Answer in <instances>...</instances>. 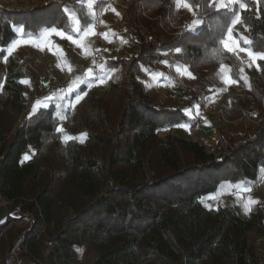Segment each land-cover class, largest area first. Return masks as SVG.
<instances>
[{
    "label": "trees",
    "instance_id": "16d2710c",
    "mask_svg": "<svg viewBox=\"0 0 264 264\" xmlns=\"http://www.w3.org/2000/svg\"><path fill=\"white\" fill-rule=\"evenodd\" d=\"M129 1V30L134 33L130 56H117L104 65L108 71H121L119 128L124 137L123 155L113 153L106 170L116 179H125L132 171L148 168L154 177L134 187L103 190L96 174H102L105 166L90 158L83 161L74 152L72 162L79 165L73 178L78 201L67 200L68 209L56 207L51 181L42 180L44 167L38 153L55 135L58 115L52 106L43 108L24 119L8 139L13 123L27 107L18 73L21 63L8 49L20 37L37 38L53 27L74 35L75 20L88 28L95 15L80 0H53L23 9L8 8L0 0V195L21 207V213H32L35 226L42 220L55 224L47 261L43 260L46 264H79L77 248L81 246L95 253L92 264H264V254L257 257L248 240L250 232L264 235V206L259 203L243 219L218 199L228 190L251 189L264 176V123L253 132L245 128L239 138L223 133L216 150L210 152L186 136L160 137L159 131L190 120L186 110L199 106V94L190 97V90L182 94L172 90L162 105H156L143 83L150 73L158 72L157 64L164 61L161 53L180 48L177 65L196 72L202 90L214 88V79L207 80V69L224 66L254 108L264 103V59H258V69L249 70L234 51L223 47L219 41L230 17L223 10L217 12L208 0H187L198 11L178 36L170 35L184 25L174 0ZM242 2L246 7L240 17L252 42L242 44L253 52H264V0ZM65 7L71 17L65 15ZM141 19L144 26L154 21L149 27L153 34L161 33L164 26L168 39L155 44L143 37L138 28ZM196 20L201 23L192 28ZM118 45L122 48L121 42ZM239 101L235 99L227 111L231 121L241 118ZM33 146L38 153L24 161ZM12 222L9 216L0 220V264H23L25 246L34 252L39 240L30 230L7 242L5 234Z\"/></svg>",
    "mask_w": 264,
    "mask_h": 264
},
{
    "label": "rangeland",
    "instance_id": "374dc122",
    "mask_svg": "<svg viewBox=\"0 0 264 264\" xmlns=\"http://www.w3.org/2000/svg\"><path fill=\"white\" fill-rule=\"evenodd\" d=\"M218 2L219 0H216V2L212 3V5L217 7ZM2 4L8 8L13 6L20 7L21 5V7H23L24 1L3 0ZM30 4H34V2L31 1ZM85 4L88 7V12L92 13L94 0H85ZM189 5L191 6L192 11L183 7L177 9L179 17L184 21V25L181 29H178L171 34L169 33L171 36L180 35L181 31L186 29V25H188L190 19L194 17L195 12L197 14L198 6ZM234 5L235 4H233L232 7H234ZM124 10H126V8H124ZM109 11H112L111 7ZM109 11L107 13H109ZM107 13L102 17L100 28L98 29L99 35L96 34L95 46L93 45L94 47L92 49L91 41L86 42L84 45L87 51L84 52L83 55L78 53V47L81 41L72 36H66L71 37V39H61L60 37L54 35L52 42H50L51 46L45 44V48H40L33 42H24V44L21 45L18 44L19 50H17V52H20V55L17 54V57H19V62L21 63L18 73L21 75L20 81H25L22 85L25 87L26 91L25 103L27 107L22 115H20L13 123L8 139L12 136L16 129L20 127L24 119L45 108L44 104H47L48 108L51 106L54 107L58 115L55 135L45 141L44 147L41 151H39V153L37 152L36 147H30L24 156V161L33 158L36 153H38V161L42 162L44 167L42 180L51 181V189L56 195V207L61 209H68L66 205L67 200L75 199L78 201V194L76 192L73 178L74 172L79 165L72 162L74 152L78 153L83 161L90 158L105 166V170L102 174H96L103 190L111 187H134L135 185L144 183V180H152L154 177V174L151 173L148 168L139 171H132L125 179H116L110 176L106 170V168L110 169L113 153L120 155L119 157H121L124 153L122 148L124 147V137L121 136L119 128V122L122 115L120 93L121 71L120 69L108 71L103 67L104 63L102 64L101 72L105 77L101 74L97 78L87 79L84 71L85 67H91L93 69L95 62H99L100 52L98 51V47L100 44H107L106 38H104V43L98 40V37L102 36V23H104V27L106 26L109 29L107 20H104ZM123 21V18L121 21L118 20L117 25L119 29L124 28L127 24H129L128 20ZM140 21L138 23L140 34L143 37L148 38L150 42L157 44L165 42L168 39L167 33H165L167 30L164 26L162 27L161 33L153 34L149 27H151L154 21L150 20L151 25L149 26H144L142 19ZM93 29L94 32L97 33L94 26ZM234 32H238V35ZM128 34L130 35V38L128 39H133V32H129ZM232 38L238 44V48L236 47V44L233 45L236 49L234 52L241 58L243 67L249 70L258 69V59L253 61L246 54V52L239 51L240 48H246L242 42L244 43L245 40L249 41L248 28L241 19L234 26H232ZM29 39H33V37H29ZM73 41H75V43H73ZM108 45L112 46L115 45V43L109 42ZM48 47H50L51 52H48ZM117 49L118 47L115 46V53L118 54ZM120 50H123L125 53H130L129 47H124L123 45ZM58 51L60 53H63L64 51L65 53H69L72 57L71 60L73 63H66L64 59H61L60 62H56V53ZM96 51L99 57L97 61L95 58ZM10 52L8 51L9 54ZM180 53L181 51L177 53L175 49L163 52L161 55L164 58V61L157 64V69H162L163 71H165L166 68L170 69V72H172V75L175 77L174 80L176 83H173L174 85L172 83H170V85L166 80L161 83L157 82L159 77L155 76V72L150 73L145 77L143 83L147 88V92L150 97L149 99L152 103L162 105L167 100L171 91L175 88H178L179 90H190V97L197 94H199L200 97L201 94L196 92L199 87L201 88L197 73L189 67L181 68L176 63L177 57ZM52 57H54V59ZM62 62L64 63L63 66L61 65ZM1 68L2 66L0 65V71ZM178 68L179 71L177 70ZM178 76H181V79ZM206 77L207 80L212 81V79H214V82H212L214 88H211L208 92L202 90L201 88V93L202 95H206L208 97L211 108L209 113L205 116L204 121L206 119H210L209 121L211 122L210 124L212 129H207V131H209L207 133H201V138H198V134L195 135L194 138L196 139V142L204 144L206 146V151L210 152L212 150H216L219 142L218 139L221 138L223 133H231L233 134L232 136L239 138V135L241 136V134H243L245 128H248V130L253 132L257 125L264 123V103L261 102L256 107L251 108L248 105L249 101H247L246 97L243 96L240 86H238L231 78L224 66L208 68ZM54 79L62 83L66 82L67 85L61 84V88L58 89L59 91L57 90L50 95L48 94L47 96H43L40 92V88L50 86ZM97 80L99 82H97ZM226 81L228 82L226 83ZM83 84L86 85V88L84 90H80V86ZM114 85L117 86L115 87ZM64 88H66V90H63ZM60 90L63 91L60 92ZM73 91L75 92L74 94H72ZM81 93L86 94L82 96V99L78 103H74L72 107H67L68 100ZM235 99L241 101L239 104L243 105V110L239 120L231 121L227 118V111L233 108L235 105ZM195 105H197V103H195ZM0 106L3 107L2 102H0ZM34 106H36L35 111ZM2 110L6 109L2 108ZM192 121H190L188 125L193 123ZM201 125L202 123L198 125H190L189 130L194 134L201 129ZM213 127H215V129ZM223 127H225V129H223ZM60 128L63 129L62 132L57 131V129ZM218 131L220 132V137L216 133ZM185 133L186 132H183V130H181L177 125L167 130H161L158 132L160 137L173 134L175 136H186L192 139L190 135H187L188 133ZM68 137H72V139H68ZM99 138H102L103 141ZM154 160L157 169H159L158 161L156 158H154ZM59 181L61 182L59 183ZM218 199L223 205L235 208L239 212L241 218L247 219L249 214L255 210L256 205L260 203V205L264 206V191H254L250 194L247 193L246 195L242 194L238 196V194L233 195L232 192L228 190ZM6 200L7 199H3L0 195V207H4L6 210L4 217L9 216V219L13 220L5 234L7 242H12L18 235L34 230V237H38L39 240L36 242L34 252L25 246L24 250L26 252V260L23 264H46L43 260L46 258L47 247L50 241V232L55 230V224H48L41 218L42 223H37L35 226L37 219L32 213L28 211L21 213V207H18V205H16L13 201ZM249 201L258 203H249ZM246 206L250 208L249 211L245 210ZM248 240L249 246L253 249L256 256L261 257L264 254V235L250 232L248 234ZM77 250L80 257L79 264H92L95 253L91 249L81 246L78 247ZM36 254H38V256L40 255V257H37Z\"/></svg>",
    "mask_w": 264,
    "mask_h": 264
},
{
    "label": "crops",
    "instance_id": "0c3cea01",
    "mask_svg": "<svg viewBox=\"0 0 264 264\" xmlns=\"http://www.w3.org/2000/svg\"><path fill=\"white\" fill-rule=\"evenodd\" d=\"M23 1H24L23 7H21L22 6L21 5L20 7L19 6L18 7H14L13 6V7H10V8H14V9L29 8V7H32V6H38V5H41V4H45V3H48V2L53 1V0H23ZM31 1H33L34 4H30ZM64 1H66V0H64ZM80 1H83L85 3V0H80ZM107 1H111L112 2V4H111L112 11H109V13H107V15L104 18V20H107V22L109 24L108 25L109 29L106 26L104 27V23H102L103 28H102L101 34H102V36L104 38L106 36L107 44H100L99 47H98L99 48L98 51L100 52V60L98 62V64H99L98 68H99V71H100V75L102 74V72H101L102 64L104 63L103 65H105V62L107 60L116 57L117 53H115V50H114L115 46L118 47L117 56H121V57L122 56H126V57L130 56L129 53H125V52H123V50H120L121 46H119L118 43L121 42V45H123L124 47H130L131 43H133V39H130V40L128 39V38H130V35L128 33L132 32L131 30H129V28L131 27V23H132L131 15H130V7H131L130 1L129 0H101V2H105V3ZM175 5H177V0H175ZM124 8H126V10H124ZM113 9H114V11H113ZM176 9H177V7H176ZM92 14L95 15V12L93 11ZM194 16H196V12H195ZM122 18H123L124 21L128 20L129 24H127L124 28L119 29L118 25H117V22H118V20L121 21ZM96 34L97 33H95L94 29H93V24H91L88 28H83V27H81V25L79 24V22L77 20H75V34L74 35H69V34L65 33L66 36H72V37L77 38V39H79L81 41V43L79 44V47H78L79 48L78 49L79 50L78 53H80L82 55L84 54V52L87 51L86 48H85V45H84L86 42H90L91 41L92 49L95 46ZM54 35L55 34H51V33H48L47 31H44L40 35V37H37L35 39L34 38L33 39H29V37H20L13 45H11L9 47L8 51L9 52L11 51L10 54L12 53V54H15V55H17V54L20 55V52H17V50H19L18 49V44L21 45V44H24V42L25 43L26 42H29V43L33 42L35 45H37L40 48L44 47L46 45L51 46L50 42H52V40L54 38ZM133 35H134V33H133ZM133 35H132V38H133ZM55 36H57V35H55ZM57 37H59V36H57ZM131 40H132V42H131ZM109 42L110 43H115V45L109 46L108 45ZM92 43H94V44H92ZM106 45H108V46H106ZM12 48H14L15 50L12 49ZM48 52H51L50 47H48ZM61 53L59 51L56 53L57 54L56 62H60L61 59H64V61L66 63L67 62L70 63V64L73 63L72 60H71L72 57L69 55V53H67V52L65 53V51L62 54ZM92 53H93V51H92ZM92 53H91V58H92ZM52 58L54 59V57H52ZM90 62H91V59H90ZM61 65L63 66L64 63L62 62ZM103 67H105V66H103ZM165 67H167V66H165ZM84 74L87 77V79H94L91 76V74H92V68L91 67H85ZM102 76H103V74H102ZM155 76L159 77V79H157L158 80L157 82H159V83H161L164 80L168 81L169 84L170 83H172V84L176 83V81L174 80L175 77L172 75V72H170L169 68H166L165 71H163L162 69H158V72L155 74ZM103 77H105V76H103ZM97 82H99V81L97 80ZM173 91H174V93H179V94H182V93L186 92L185 89L179 90L178 88L173 89ZM188 110H191V111H190V113H187V115L190 118V120L187 123H185L187 125L196 116L197 107L195 106L193 108H189ZM209 120L210 119H208V120L206 119L202 123L201 129L198 130L197 132H195L194 134L189 130V128H185V127H179V128L181 130H183V132L185 131L186 133H188L187 135H190L192 137V139L195 141L196 140L194 138L195 135L198 134L199 135L198 138H201V133L202 134L203 133H207V132H209V131H207V129H209V130L212 129L211 124H210L211 122ZM213 128L215 129V127H213ZM223 129H225V127H223ZM199 131H202V132H199ZM216 133L220 137V132L218 131ZM217 134H215V135H217ZM218 141H219V139H218ZM5 212H6L5 208L4 207H0V220L5 218L4 217L5 216Z\"/></svg>",
    "mask_w": 264,
    "mask_h": 264
},
{
    "label": "snow or ice",
    "instance_id": "6c2138e0",
    "mask_svg": "<svg viewBox=\"0 0 264 264\" xmlns=\"http://www.w3.org/2000/svg\"><path fill=\"white\" fill-rule=\"evenodd\" d=\"M214 2H216V0H208L209 5H211ZM256 2L258 3L259 0H256ZM233 4H238V8L232 7ZM180 7L188 8L189 11H192L191 6L187 3V0H177V9H179ZM245 7H246V4L243 3L242 0H219V2L217 3V7H216L217 12H221L223 10L224 14L229 15V17H230L229 25L226 28V33L221 34V38L219 41L220 43H222L223 47L230 52L236 50L233 47L234 44H236V47L238 48L237 42L234 41L232 38V26H234L237 22L240 21V19H241L240 12L243 11L245 9ZM63 11H64L65 15H68L69 17H71L72 13L69 12L67 7H65L63 9ZM113 11H114V9H113ZM77 19H79V17H77ZM200 23H201V21H199V20L194 21L192 28H195V26L199 25ZM18 30L22 32L23 26H20V28ZM46 31L48 33L55 34V35L59 36L61 39H64V38L71 39V37H66L63 30H58L55 27L48 29ZM105 38H106V36H105ZM244 42H245V44H248V45H250L252 43L251 41H248V40H245ZM73 43H75V41H73ZM175 51L177 53H179L181 51V49L177 48V49H175ZM239 51L246 52V54L253 61L256 59H264V52H259V53L253 52L250 48H240ZM164 63H167V62H164ZM177 70L179 71V68ZM241 71H243V70L241 69ZM227 82L228 81H226V83ZM21 83H25V81H21ZM85 94L86 93H81V94L75 95L74 97H71L67 102V107H72L74 103H78L82 99V96ZM35 107L36 106H34V111H35ZM44 107L47 108V104H44ZM197 110H198V106H197ZM190 111L191 110H186V113H190ZM177 126L190 128V125H187V124L177 125ZM57 131L62 132L63 129L60 128V129H57ZM68 139H72V137H68ZM245 191H250V189L246 188ZM249 203H258V202L249 201ZM245 210L249 211L250 208L248 206H246Z\"/></svg>",
    "mask_w": 264,
    "mask_h": 264
},
{
    "label": "built area",
    "instance_id": "2783aa9c",
    "mask_svg": "<svg viewBox=\"0 0 264 264\" xmlns=\"http://www.w3.org/2000/svg\"><path fill=\"white\" fill-rule=\"evenodd\" d=\"M100 3H101V0H94V5L92 7L93 11L95 12V21H94V28L96 29L97 31V35H99L98 33V29L100 28V24H101V20H102V17L109 11L110 7H111V4L112 2L111 1H107L106 3H104L102 5V7L99 9L100 7ZM98 40L102 43L105 42V39L103 36H99L98 37ZM95 58H96V61L98 60V53L97 51L95 52ZM169 58V57H168ZM100 75V71H99V68H98V63L95 62L94 66H93V69H92V78H97L98 76ZM176 75V74H175ZM180 79H181V76H178ZM61 84H65L67 85L66 82L62 83V82H59L58 80L54 79L52 81V84L48 87L44 86V87H41L40 88V92L43 96L45 95H48L50 92H53V91H56L58 90L59 88H61ZM187 88V86H186ZM196 92L200 93V105L198 106V110H197V114L196 116L193 118V123H191L190 125H198V124H201L204 122V119H205V116L209 113V111L211 110L210 108V105H209V100H208V97L206 95H202L201 93V88L199 87L198 90H196ZM254 191H264V176L260 177L257 182L252 186V188L250 189V191H245V190H240V189H235L232 191V194L233 195H246L247 193L250 194ZM3 199H5L4 197H2ZM7 201V200H6Z\"/></svg>",
    "mask_w": 264,
    "mask_h": 264
}]
</instances>
